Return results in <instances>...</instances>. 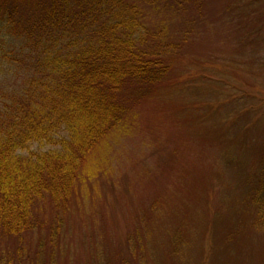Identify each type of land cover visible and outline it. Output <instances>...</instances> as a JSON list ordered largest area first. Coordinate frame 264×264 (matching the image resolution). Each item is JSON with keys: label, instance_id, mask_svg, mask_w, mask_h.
Segmentation results:
<instances>
[{"label": "rangeland", "instance_id": "374dc122", "mask_svg": "<svg viewBox=\"0 0 264 264\" xmlns=\"http://www.w3.org/2000/svg\"><path fill=\"white\" fill-rule=\"evenodd\" d=\"M135 1L167 83L88 156L107 176L0 235V264H264V0Z\"/></svg>", "mask_w": 264, "mask_h": 264}, {"label": "trees", "instance_id": "16d2710c", "mask_svg": "<svg viewBox=\"0 0 264 264\" xmlns=\"http://www.w3.org/2000/svg\"><path fill=\"white\" fill-rule=\"evenodd\" d=\"M135 0H0V235L33 227L37 205L69 204L106 175L87 165L133 125L169 59L137 36Z\"/></svg>", "mask_w": 264, "mask_h": 264}]
</instances>
